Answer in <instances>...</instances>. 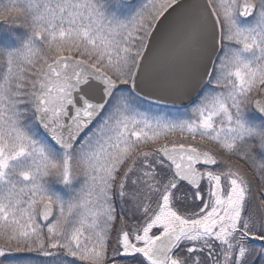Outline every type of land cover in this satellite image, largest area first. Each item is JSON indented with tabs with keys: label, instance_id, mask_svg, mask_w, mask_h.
Masks as SVG:
<instances>
[{
	"label": "snow or ice",
	"instance_id": "obj_1",
	"mask_svg": "<svg viewBox=\"0 0 264 264\" xmlns=\"http://www.w3.org/2000/svg\"><path fill=\"white\" fill-rule=\"evenodd\" d=\"M0 13V264H264V0Z\"/></svg>",
	"mask_w": 264,
	"mask_h": 264
},
{
	"label": "rangeland",
	"instance_id": "obj_2",
	"mask_svg": "<svg viewBox=\"0 0 264 264\" xmlns=\"http://www.w3.org/2000/svg\"><path fill=\"white\" fill-rule=\"evenodd\" d=\"M2 2V0H0ZM15 33V36H12L11 34ZM25 30L20 27H9L4 25L3 23H0V45L6 46V47H15L18 43V40L16 37L23 38L25 36ZM183 111V109H181ZM41 257L33 256L32 258V264H41ZM12 264H21V261L14 260Z\"/></svg>",
	"mask_w": 264,
	"mask_h": 264
},
{
	"label": "clouds",
	"instance_id": "obj_3",
	"mask_svg": "<svg viewBox=\"0 0 264 264\" xmlns=\"http://www.w3.org/2000/svg\"><path fill=\"white\" fill-rule=\"evenodd\" d=\"M7 13H0V20H3L6 17Z\"/></svg>",
	"mask_w": 264,
	"mask_h": 264
},
{
	"label": "water",
	"instance_id": "obj_4",
	"mask_svg": "<svg viewBox=\"0 0 264 264\" xmlns=\"http://www.w3.org/2000/svg\"><path fill=\"white\" fill-rule=\"evenodd\" d=\"M194 99H195V97H194Z\"/></svg>",
	"mask_w": 264,
	"mask_h": 264
}]
</instances>
